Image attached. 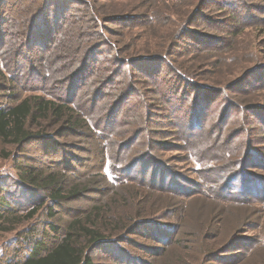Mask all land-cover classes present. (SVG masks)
Instances as JSON below:
<instances>
[{
	"label": "rangeland",
	"instance_id": "obj_1",
	"mask_svg": "<svg viewBox=\"0 0 264 264\" xmlns=\"http://www.w3.org/2000/svg\"><path fill=\"white\" fill-rule=\"evenodd\" d=\"M3 1L0 38L21 35L22 51L50 39L62 56L73 27L85 38L76 61L55 65L62 89L17 58L0 108L64 92L100 129L48 118L21 147L0 144L7 207L21 217L42 204L0 234V264L31 230L57 243L76 222L103 237L85 248L91 264H264V0Z\"/></svg>",
	"mask_w": 264,
	"mask_h": 264
},
{
	"label": "trees",
	"instance_id": "obj_2",
	"mask_svg": "<svg viewBox=\"0 0 264 264\" xmlns=\"http://www.w3.org/2000/svg\"><path fill=\"white\" fill-rule=\"evenodd\" d=\"M3 4L4 1L0 0V18L4 12V8L2 7ZM77 4V1L72 3V5ZM88 22H90L91 26L95 24L93 18H89ZM73 28L67 33L65 36L66 40L60 47L62 56L57 54L58 51L51 49L53 43L51 44L52 41H49L50 39L47 41V43H50L48 47L34 52L38 43L28 48L27 44L35 39L26 40V38L24 44L25 51H22L23 47L20 46L21 42H12L15 36H18L16 38H20L22 37L21 35H12V33L3 35L4 38H0V81L8 80L14 82L10 79L11 76H14V78L16 77L13 73L16 72L17 76L23 73V66L17 58H22V61L25 60L23 58H26L31 63L30 68L33 67L32 64H39L35 71H37L36 77L41 83L48 87L58 85L62 89L61 83L64 79L69 78V75L62 77L61 83H57V74L60 68H56V63L62 61L66 64L76 61L78 50L80 48L84 49V30H80L79 27ZM54 36L55 33L53 37ZM6 38H10L11 41L8 51L4 53L3 49ZM3 71L5 74H8V76H5ZM50 97H52V99H44L41 97L26 98L6 108H0V144L21 147L31 139L29 131L30 124L48 118H53L58 122L67 119L66 121L68 123L73 121L74 124L76 123L85 130H89V125L87 123H90L92 131L100 129L98 124L94 125L91 121L94 120L95 116H89V114L83 113L82 111L76 112L73 108L75 106H71L69 101L63 100L64 97L66 99L64 92L56 97L51 95ZM80 115H83V118H80ZM98 115L102 116V111H100ZM97 117L96 119H98ZM23 176H25V180L30 182L33 187H37L38 190H50L51 195L49 198L52 202L60 199L61 188L54 181L49 179H38L34 174L22 175V177ZM1 192L2 191H0V234L13 233L16 231L18 225L33 219L42 206V204H39L29 210L25 216L21 215V217H18L16 214L18 211L14 212L7 207V203L5 202L6 199L3 198ZM53 216L52 210H49L48 217L53 218ZM31 231L33 233L37 232L36 229ZM50 231L55 232L56 229L51 228ZM33 233L29 232L30 235L26 234L25 237H21L17 239V242L13 243H18L19 246L14 249L13 258L6 264H91V260L86 257L84 253L85 248L103 243V237L98 232L89 227L86 228L82 223L78 222L74 223L70 227V230H68L57 243L56 240L49 243L33 240L31 239ZM24 248H27V251H23V254H20Z\"/></svg>",
	"mask_w": 264,
	"mask_h": 264
}]
</instances>
